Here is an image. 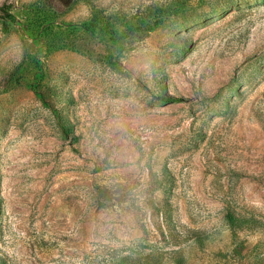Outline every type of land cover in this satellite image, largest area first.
I'll return each mask as SVG.
<instances>
[{
    "label": "rangeland",
    "instance_id": "1",
    "mask_svg": "<svg viewBox=\"0 0 264 264\" xmlns=\"http://www.w3.org/2000/svg\"><path fill=\"white\" fill-rule=\"evenodd\" d=\"M0 264H264V0H0Z\"/></svg>",
    "mask_w": 264,
    "mask_h": 264
},
{
    "label": "trees",
    "instance_id": "2",
    "mask_svg": "<svg viewBox=\"0 0 264 264\" xmlns=\"http://www.w3.org/2000/svg\"><path fill=\"white\" fill-rule=\"evenodd\" d=\"M168 99L170 100V99H171V97H168Z\"/></svg>",
    "mask_w": 264,
    "mask_h": 264
}]
</instances>
